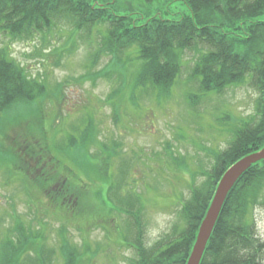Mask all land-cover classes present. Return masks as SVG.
<instances>
[{
    "label": "trees",
    "instance_id": "1",
    "mask_svg": "<svg viewBox=\"0 0 264 264\" xmlns=\"http://www.w3.org/2000/svg\"><path fill=\"white\" fill-rule=\"evenodd\" d=\"M134 1L0 0V35L21 41L40 36L43 43H51V35L66 31V45L58 50L66 54L77 47L75 35L91 40L98 30L101 42L89 67L94 68L101 56L110 57L108 67L92 80L117 79L108 98L117 124L128 102L137 104L147 97L160 105L162 99H170L185 52L201 47L190 75L199 94L188 95L189 105L194 107L193 98L247 85L259 93L254 114L240 120L225 150L214 152L212 167L202 173L204 180L196 184L194 175L190 197L180 208L185 225H176L171 234L148 244L143 199L129 186L140 159L127 160L118 140L99 142L93 120L87 126L72 125V133L51 141L44 105L47 101L60 105L61 89H49L41 74L33 77L8 48H0V161H12V169L5 168L4 173L11 181L18 177L28 214L34 211L25 222L12 217L10 227H0V264H57L56 255L65 259L64 264H90L94 253L89 242L85 239L83 246L71 242L72 223L83 233L98 224L116 232L110 239L136 253L131 264H187L221 177L236 161L264 147V0H184L190 13L179 18L143 15V22L134 16ZM55 112L54 124L55 117L64 120L60 111ZM21 125V132L13 135ZM111 168L114 174L109 177ZM102 180L108 182L106 198H101ZM93 190L101 203L93 200ZM262 191L264 160L246 171L229 192L201 264H264V239L253 211ZM47 217L61 221L60 248L47 247Z\"/></svg>",
    "mask_w": 264,
    "mask_h": 264
},
{
    "label": "rangeland",
    "instance_id": "2",
    "mask_svg": "<svg viewBox=\"0 0 264 264\" xmlns=\"http://www.w3.org/2000/svg\"><path fill=\"white\" fill-rule=\"evenodd\" d=\"M134 3L137 9L134 16L142 18L139 22L146 20L143 15L179 18L183 13L191 12L184 0H159L152 4L144 0H135ZM120 12L124 14L127 11ZM67 36L66 31L51 35L49 38L51 43H43L40 36L34 41H21L0 35V48H8L14 59L21 62L33 77L41 74V79L49 89H61L60 105L51 101H47L44 105L45 114L48 116L46 125L49 131L46 132L51 141L56 135L62 140L63 133H72V125L87 126L90 120H93L99 142L109 144L118 140L127 152V160L140 159L132 170L133 179L129 181V186L130 189L135 187L143 199L146 239L148 244H152L166 233L171 234L176 225L180 227L185 225V220L180 215V208L183 201L190 197L194 175H196V184L204 180L205 176L202 173L212 167L215 161L214 152L225 150L240 120L254 114L259 93L247 85L230 87L220 95L207 96L201 100L197 97L193 98L194 107H191L188 103V95L190 93L198 95L199 92L197 83L191 80L190 75L199 57L198 51H202L203 48L198 51L187 50L183 58L184 67L171 98L162 99L160 105L147 97L141 98L137 104L128 102V109L123 108L120 122L117 124L114 120V105L108 100L117 79L99 78L96 82L92 80V76L108 67L110 57L101 56L94 68L89 67L95 58V50L100 46L102 34L95 29L91 40L88 36L75 35L76 49L71 53L60 54L58 50L65 47ZM128 74L129 80H133L132 74ZM56 110L60 111L59 114L64 116V120L55 117L54 124L52 114L56 113ZM14 129L11 132L13 135L21 132L22 125ZM61 129L64 131L61 132ZM56 131L60 133L56 134ZM180 161L186 166L180 167L178 164ZM12 167L11 160L0 161V227L2 229L5 226L10 227L12 217H18L25 222V219L31 218L34 212L28 214L29 208L24 202L18 177L11 181L12 177L6 176L5 168L12 169ZM113 174L111 168L108 176ZM117 174L119 173L116 170L115 175ZM83 176L80 175L81 178ZM82 179L78 183H82ZM100 182L103 186L101 198H106L108 182L106 180ZM95 192L93 190L91 193L93 200L101 203ZM259 199L260 203L253 211L258 233L264 239L263 191ZM123 218L125 221V217ZM116 221L120 222L119 218ZM60 225L61 221L57 218L47 217L45 234L47 247L60 248L57 237ZM69 226L68 231L73 244L83 246L85 239L89 242L94 253L93 259L89 260L90 264H131L133 257L136 256L133 249L122 246L119 242L116 244L110 239L116 232L110 233L109 228L98 224L90 228L87 233H83L76 224L72 223ZM53 261L64 264L65 259L56 255Z\"/></svg>",
    "mask_w": 264,
    "mask_h": 264
},
{
    "label": "water",
    "instance_id": "3",
    "mask_svg": "<svg viewBox=\"0 0 264 264\" xmlns=\"http://www.w3.org/2000/svg\"><path fill=\"white\" fill-rule=\"evenodd\" d=\"M262 160H264V147L242 157L225 171L218 182L212 202L200 225L197 239L187 264H201L207 244L213 233L229 192L246 171H248L254 164Z\"/></svg>",
    "mask_w": 264,
    "mask_h": 264
}]
</instances>
